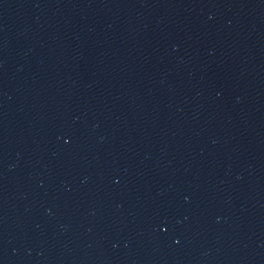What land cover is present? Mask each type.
<instances>
[{
  "label": "water",
  "instance_id": "95a60500",
  "mask_svg": "<svg viewBox=\"0 0 264 264\" xmlns=\"http://www.w3.org/2000/svg\"><path fill=\"white\" fill-rule=\"evenodd\" d=\"M0 264H264V0H0Z\"/></svg>",
  "mask_w": 264,
  "mask_h": 264
}]
</instances>
